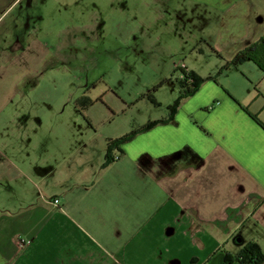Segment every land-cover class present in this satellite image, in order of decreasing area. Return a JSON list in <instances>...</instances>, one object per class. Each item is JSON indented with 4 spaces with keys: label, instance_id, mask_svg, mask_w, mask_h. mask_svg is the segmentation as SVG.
<instances>
[{
    "label": "rangeland",
    "instance_id": "374dc122",
    "mask_svg": "<svg viewBox=\"0 0 264 264\" xmlns=\"http://www.w3.org/2000/svg\"><path fill=\"white\" fill-rule=\"evenodd\" d=\"M5 10L0 211L28 188L20 175L28 168L34 175L54 163L61 173L81 172L103 150L106 156L110 140L169 116L183 92L178 66L247 94L264 92V71L253 61L224 68L264 36V0H23ZM257 217L238 236L256 239L264 253V221Z\"/></svg>",
    "mask_w": 264,
    "mask_h": 264
},
{
    "label": "crops",
    "instance_id": "0c3cea01",
    "mask_svg": "<svg viewBox=\"0 0 264 264\" xmlns=\"http://www.w3.org/2000/svg\"><path fill=\"white\" fill-rule=\"evenodd\" d=\"M22 1L0 0V13ZM201 77L169 123L121 145L107 167L103 150L81 172L21 173L28 188L0 211V264H225L256 240L238 233L264 221V92Z\"/></svg>",
    "mask_w": 264,
    "mask_h": 264
},
{
    "label": "trees",
    "instance_id": "16d2710c",
    "mask_svg": "<svg viewBox=\"0 0 264 264\" xmlns=\"http://www.w3.org/2000/svg\"><path fill=\"white\" fill-rule=\"evenodd\" d=\"M251 59L253 60L262 70H264V36H262L257 42L248 45L244 50L239 51L235 57L228 62L224 68L228 69L231 65H239L244 61ZM181 70V86L183 92L178 98V100L171 105L169 116L150 121L144 126L123 135L117 139L110 140L108 143V149L105 156L102 168L114 163L119 159V154H114V150L117 149L120 152V146L130 142L138 134L146 132L159 124L169 123L172 120L175 112L179 108L181 102L192 95L197 88L206 80V78L201 77L194 71H188L185 66H178ZM225 264H263L264 263V253L260 246L255 241L247 242L243 248L235 255L230 253L225 254Z\"/></svg>",
    "mask_w": 264,
    "mask_h": 264
},
{
    "label": "built area",
    "instance_id": "2783aa9c",
    "mask_svg": "<svg viewBox=\"0 0 264 264\" xmlns=\"http://www.w3.org/2000/svg\"><path fill=\"white\" fill-rule=\"evenodd\" d=\"M184 66V65H183ZM53 202L55 203V204H58L59 203V198H55V199H53Z\"/></svg>",
    "mask_w": 264,
    "mask_h": 264
}]
</instances>
